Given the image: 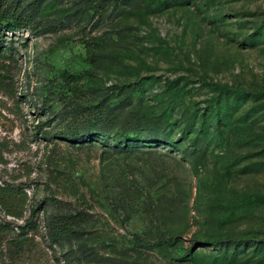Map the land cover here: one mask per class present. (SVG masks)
Listing matches in <instances>:
<instances>
[{
	"label": "rangeland",
	"instance_id": "374dc122",
	"mask_svg": "<svg viewBox=\"0 0 264 264\" xmlns=\"http://www.w3.org/2000/svg\"><path fill=\"white\" fill-rule=\"evenodd\" d=\"M6 5L32 19L0 38V184L26 194L0 264H264V0ZM136 120L169 141L116 146ZM170 238L190 256L136 242Z\"/></svg>",
	"mask_w": 264,
	"mask_h": 264
},
{
	"label": "trees",
	"instance_id": "16d2710c",
	"mask_svg": "<svg viewBox=\"0 0 264 264\" xmlns=\"http://www.w3.org/2000/svg\"><path fill=\"white\" fill-rule=\"evenodd\" d=\"M22 13V10H20L17 6L10 7L6 5L3 8H0V38L4 35L5 31H14L16 29L29 26V21L32 18L30 16H24ZM0 56L5 57V55L3 54H0ZM130 104H132V102L129 101L128 105ZM131 122L132 123H130L129 125L124 126L121 131H119V133H116V146L128 148L130 146H136L134 145V143L138 141L143 142L149 141L150 139H155L157 141L165 140V142H168L170 139V134L167 131L156 129L157 127H159L158 125L160 123L158 120H153V122H145L148 126L150 125L152 127V129L149 130V133L152 132V135L148 137V139L147 137H145V135H141L144 131V129L142 128L144 121L136 120ZM186 128L184 129V133L182 134V136H186ZM203 131L208 132V128L206 130H204V128H201L199 130V133L192 139V141L195 143L200 142L204 137L202 134ZM82 132H85L90 137H92L94 134L93 131L89 128H84L83 130L73 128L69 130L68 136L70 138L77 139L79 138L80 134H83ZM25 204L26 194L23 193V191H18L16 189H13L12 187L0 184V207L4 208L9 215L17 218H22L24 216ZM34 212H38V210L35 209ZM31 220L32 219L29 218L27 219L26 226L31 223ZM80 221L81 219L79 213L62 215L56 218L55 220H53V224L51 225L52 236L55 239H59L66 235L75 233V227L79 225ZM136 242L138 246L147 247L148 249L167 248L169 246L176 245L179 248V255L182 251L181 246L177 244L175 238L158 239L153 243L145 242L142 240H138ZM206 244L209 245V241H206ZM216 244L217 242H215V245ZM185 252L186 254L184 256L180 255V257L188 256L191 252V248L186 249Z\"/></svg>",
	"mask_w": 264,
	"mask_h": 264
}]
</instances>
